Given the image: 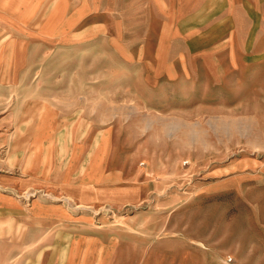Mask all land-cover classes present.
I'll list each match as a JSON object with an SVG mask.
<instances>
[{
	"label": "rangeland",
	"instance_id": "374dc122",
	"mask_svg": "<svg viewBox=\"0 0 264 264\" xmlns=\"http://www.w3.org/2000/svg\"><path fill=\"white\" fill-rule=\"evenodd\" d=\"M59 3L0 0V51H14V69L27 65L18 80L47 95L60 87L74 129L63 167L77 141L84 164L108 149L123 177L110 184L141 195L87 206L52 189L8 197L0 230L22 229L18 261L264 264V0H224L216 39L168 42L144 39L149 24H118L133 9L116 0ZM206 66L216 79L201 78ZM40 229L45 250L34 246ZM9 239L1 230L0 261Z\"/></svg>",
	"mask_w": 264,
	"mask_h": 264
},
{
	"label": "crops",
	"instance_id": "0c3cea01",
	"mask_svg": "<svg viewBox=\"0 0 264 264\" xmlns=\"http://www.w3.org/2000/svg\"><path fill=\"white\" fill-rule=\"evenodd\" d=\"M72 1L78 2V0H59L58 6L61 9L69 8ZM116 1L119 8L133 9L129 12L131 14L127 12L129 15H124L125 18L121 14L117 20L118 24H149L153 28H149L147 31L149 34L146 33L144 39L166 42L218 38L220 32L215 25L223 23L221 14L226 8L225 4L223 5L224 0ZM104 6L108 5L103 3ZM143 12L145 15H140ZM132 17H137L138 20L129 21ZM2 24L4 21L0 20V39L5 30ZM126 29L125 26L121 27L120 39H124ZM13 60L14 51H11V48L0 51V202L11 203L8 197L21 196L34 189L58 191L79 206H87L97 201L107 203L110 200L140 197L139 186L126 188L121 187L122 185L110 184L119 180L122 174L120 167L114 169L110 167L108 149H104L105 158H97L93 162L84 164L80 158L84 141H77L76 153L71 163L63 167L61 158L63 142H65L63 137L73 134L74 129L64 126L66 122L63 118L60 87L57 91L54 90L52 95H47L41 91L43 87L39 81L30 85L29 79L18 80L14 76V71L25 73L27 65H20V69H14ZM16 68L19 66L16 65ZM212 68L203 67L201 71L204 74L201 78L216 79L217 70ZM166 78L170 77L166 76ZM17 228V225L7 223L1 229L10 238L5 243L10 244L13 250L8 260L0 261V264H27V258L18 261L22 249L26 247V242L14 239L12 233L22 230ZM38 231V237L42 238L38 239L34 246L45 250L47 246L45 235L40 233H45V229ZM44 250L42 257L45 254Z\"/></svg>",
	"mask_w": 264,
	"mask_h": 264
}]
</instances>
